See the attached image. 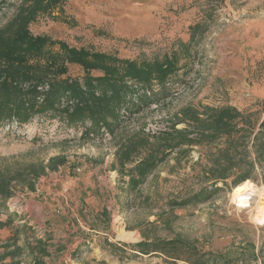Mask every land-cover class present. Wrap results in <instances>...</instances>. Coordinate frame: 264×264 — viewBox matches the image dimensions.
I'll return each mask as SVG.
<instances>
[{
    "label": "rangeland",
    "instance_id": "rangeland-1",
    "mask_svg": "<svg viewBox=\"0 0 264 264\" xmlns=\"http://www.w3.org/2000/svg\"><path fill=\"white\" fill-rule=\"evenodd\" d=\"M22 1L0 0V28ZM63 9L58 19L38 16L29 25L31 33L123 58L162 54L178 40L187 42L190 26L202 23L204 28L192 56L169 82V93L125 116L114 134L82 138V128H66L47 116L22 126L0 122V170L16 172L52 157L65 159L36 178L33 190L15 181L11 197L4 203L0 199V244L20 246V264H34L37 253L32 255L28 246L38 241L44 243L45 253L37 254L44 264H190L192 254L184 247L174 259L127 246L146 235L179 238L220 256L208 264H264L263 173L239 187L218 183L207 200L182 205L201 187L210 189L201 169L212 148L169 152L134 191L127 188V170L134 163L121 172L117 164L119 146L136 133L152 137L183 128L177 121L185 106L260 108L264 0H64ZM68 73L83 72L70 64ZM62 210L66 222L58 224Z\"/></svg>",
    "mask_w": 264,
    "mask_h": 264
},
{
    "label": "trees",
    "instance_id": "trees-1",
    "mask_svg": "<svg viewBox=\"0 0 264 264\" xmlns=\"http://www.w3.org/2000/svg\"><path fill=\"white\" fill-rule=\"evenodd\" d=\"M63 5L64 0H23L14 17L0 28V122L22 126L34 118L47 116L66 128H82V138L103 137L102 129L114 134L125 116H133L169 93V82L182 67L181 62L192 56V45L204 28L202 23L190 26L189 40L174 42L162 54L123 58L116 53L77 48L63 40L31 33L29 25L38 16L58 19L64 13ZM70 64L78 65L82 75H69ZM41 93L43 98L39 100ZM66 101L70 104L62 105ZM262 114L264 101L255 110H239L231 105L181 108L177 123H183V128H173V134L152 137L136 133L119 146L120 172L134 163L127 170V188L134 191L169 152H186L199 145L213 149L201 169L210 189L201 187L179 204L207 200L219 189L218 183L244 185L242 182L254 179L257 172L264 174ZM64 162L63 157L56 156L47 163L40 161L16 172L0 170L1 202L11 197L13 182L33 190L36 178L47 169L56 170ZM143 237L144 240L127 246L137 253L161 252L174 259L179 258L178 250L184 247L192 254L190 264H208L209 259L220 258L217 253L200 252L179 238ZM28 249L32 255L45 253L43 241L29 245ZM37 254L34 264H44ZM22 255L23 249L14 242L0 244V264H20Z\"/></svg>",
    "mask_w": 264,
    "mask_h": 264
},
{
    "label": "crops",
    "instance_id": "crops-1",
    "mask_svg": "<svg viewBox=\"0 0 264 264\" xmlns=\"http://www.w3.org/2000/svg\"><path fill=\"white\" fill-rule=\"evenodd\" d=\"M52 199H54V200H56V202H58V199H56V197H54V198H52ZM62 201L63 200H65V197H62V198H60ZM55 201H52V203H54ZM75 214V213H74ZM50 215H52L51 214V212H50ZM76 215V219H77V214H75ZM58 217V221H59V223L58 224H62V223H65L66 222V217L67 216H65V213H64V210H62L61 212H60V214L59 215H57ZM78 220V219H77ZM56 222V221H55ZM50 224H52V221L50 220Z\"/></svg>",
    "mask_w": 264,
    "mask_h": 264
},
{
    "label": "built area",
    "instance_id": "built-area-1",
    "mask_svg": "<svg viewBox=\"0 0 264 264\" xmlns=\"http://www.w3.org/2000/svg\"><path fill=\"white\" fill-rule=\"evenodd\" d=\"M103 131V136H107L108 135V133H107V131H105L104 129H102Z\"/></svg>",
    "mask_w": 264,
    "mask_h": 264
},
{
    "label": "bare ground",
    "instance_id": "bare-ground-1",
    "mask_svg": "<svg viewBox=\"0 0 264 264\" xmlns=\"http://www.w3.org/2000/svg\"><path fill=\"white\" fill-rule=\"evenodd\" d=\"M244 189H246V187H244Z\"/></svg>",
    "mask_w": 264,
    "mask_h": 264
}]
</instances>
